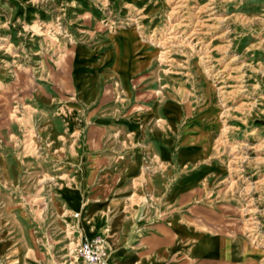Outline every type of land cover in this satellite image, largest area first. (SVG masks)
<instances>
[{"label": "rangeland", "instance_id": "obj_1", "mask_svg": "<svg viewBox=\"0 0 264 264\" xmlns=\"http://www.w3.org/2000/svg\"><path fill=\"white\" fill-rule=\"evenodd\" d=\"M175 222L264 264V0H0V264Z\"/></svg>", "mask_w": 264, "mask_h": 264}, {"label": "crops", "instance_id": "obj_2", "mask_svg": "<svg viewBox=\"0 0 264 264\" xmlns=\"http://www.w3.org/2000/svg\"><path fill=\"white\" fill-rule=\"evenodd\" d=\"M134 163L137 164V162ZM175 223L173 225L178 234H171L163 228H159L161 230L160 234L141 235L140 240H137L134 243L135 245L132 246L126 245L124 241L122 242L119 236V253H116V256L109 260V263L172 264L171 262L174 259H183L187 263L189 260H199L204 258L205 254L212 253L215 258L219 257L223 260L222 264H226L229 262L227 260H231L233 255H235L226 240L210 239L199 240V242L197 240L198 244L195 247L193 245L190 246L188 244L189 234L183 235L182 226H179L178 222ZM120 228L121 224H119V230ZM119 234H121V231H119ZM214 249L217 250L215 254Z\"/></svg>", "mask_w": 264, "mask_h": 264}, {"label": "built area", "instance_id": "obj_3", "mask_svg": "<svg viewBox=\"0 0 264 264\" xmlns=\"http://www.w3.org/2000/svg\"><path fill=\"white\" fill-rule=\"evenodd\" d=\"M76 254L83 264H110L107 250L98 237L83 239L77 246Z\"/></svg>", "mask_w": 264, "mask_h": 264}]
</instances>
